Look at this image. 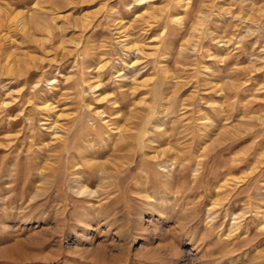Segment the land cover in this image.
Here are the masks:
<instances>
[{"label": "rangeland", "instance_id": "obj_1", "mask_svg": "<svg viewBox=\"0 0 264 264\" xmlns=\"http://www.w3.org/2000/svg\"><path fill=\"white\" fill-rule=\"evenodd\" d=\"M0 264H264V0H0Z\"/></svg>", "mask_w": 264, "mask_h": 264}, {"label": "bare ground", "instance_id": "obj_2", "mask_svg": "<svg viewBox=\"0 0 264 264\" xmlns=\"http://www.w3.org/2000/svg\"><path fill=\"white\" fill-rule=\"evenodd\" d=\"M21 24L23 27H26V21L23 20Z\"/></svg>", "mask_w": 264, "mask_h": 264}]
</instances>
